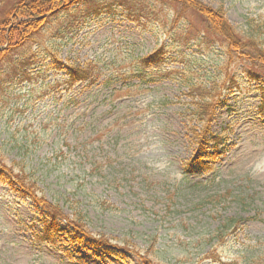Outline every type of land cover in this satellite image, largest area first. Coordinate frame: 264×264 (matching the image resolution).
I'll use <instances>...</instances> for the list:
<instances>
[{"label": "rangeland", "instance_id": "rangeland-1", "mask_svg": "<svg viewBox=\"0 0 264 264\" xmlns=\"http://www.w3.org/2000/svg\"><path fill=\"white\" fill-rule=\"evenodd\" d=\"M19 1L0 0V17ZM198 4L264 45V0ZM180 9L89 0L52 16L1 65L5 176L27 177L67 220L43 241L49 218L0 179V264H264V65L228 57L198 11ZM160 48L162 66L136 77L135 61ZM86 64L96 83L68 85L66 66ZM194 86L218 88L210 131L224 144L206 152L192 137L203 127ZM68 222L103 246L71 243Z\"/></svg>", "mask_w": 264, "mask_h": 264}, {"label": "trees", "instance_id": "trees-1", "mask_svg": "<svg viewBox=\"0 0 264 264\" xmlns=\"http://www.w3.org/2000/svg\"><path fill=\"white\" fill-rule=\"evenodd\" d=\"M89 0H20L5 17H0V67L6 62L15 52H18L26 45L31 43L35 36L39 35L40 32L50 23V18L52 16L58 15L63 11L70 10L73 6L79 4H86ZM173 4L181 6L180 11H187L188 9H194L205 19L206 28L212 34L223 38L228 47V57L233 54L238 55L240 58L248 61V63L257 68V62L264 65V45L259 47L256 45L254 38H247L245 40L238 36V33L229 25L225 18V13L222 10L216 11H206L202 7H196L198 0H170ZM179 10L176 12V14ZM177 15H181L178 13ZM247 56V58H244ZM166 61V50L165 48H160L154 53L145 56L143 58H138L135 61L137 66L133 73L136 77L143 79H149L152 75V71L156 68H160L162 64ZM66 77L67 84L73 87L76 84L93 85L96 83L97 78H99V72L95 71L93 64L82 65H69L66 66ZM258 75V74H257ZM259 76V75H258ZM261 77V76H259ZM259 77L256 76L259 80ZM197 90L199 96L198 101H194L193 105L195 109L193 110V117L196 120L197 125H202V129L199 134L193 132V140L196 139V143L199 146L200 152H206V148L212 142H214V147L218 148L222 143L221 137L212 136L210 127L214 122L216 115V107L219 102L218 88L216 86L212 87L214 95L205 87L200 90L198 86L191 88V92ZM261 92V103L259 106L260 113L264 116V81L262 86L259 88ZM195 99V98H194ZM208 136L211 139L208 140ZM7 168L3 164L0 156V179L6 177L7 183L11 187L17 188V185L23 186L21 191L24 197H27L33 201L35 205L41 208L42 213L46 216V220H43V226L46 230L43 235L44 240H53L50 238L48 233H51V228H57V221H66L67 218L61 215V212H55L52 205L48 204L44 198L38 195L37 188H35L33 182H29L27 177H19L16 179L13 176L7 178L5 173ZM11 174V173H10ZM28 188V189H26ZM111 209V206H108ZM71 224V225H70ZM68 225L72 228V232H66L67 236L72 235L71 243H77L79 246L85 249H91L97 246H103L102 241H97L92 239L84 229H80L77 222H68ZM108 251V250H106ZM113 253V251H112ZM146 264H151L148 260L145 261Z\"/></svg>", "mask_w": 264, "mask_h": 264}]
</instances>
